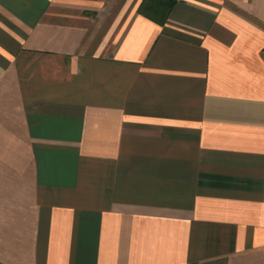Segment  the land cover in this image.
I'll return each instance as SVG.
<instances>
[{
	"label": "crops",
	"instance_id": "1",
	"mask_svg": "<svg viewBox=\"0 0 264 264\" xmlns=\"http://www.w3.org/2000/svg\"><path fill=\"white\" fill-rule=\"evenodd\" d=\"M264 0H0V264H264Z\"/></svg>",
	"mask_w": 264,
	"mask_h": 264
},
{
	"label": "built area",
	"instance_id": "2",
	"mask_svg": "<svg viewBox=\"0 0 264 264\" xmlns=\"http://www.w3.org/2000/svg\"><path fill=\"white\" fill-rule=\"evenodd\" d=\"M263 57H264V50H263Z\"/></svg>",
	"mask_w": 264,
	"mask_h": 264
}]
</instances>
